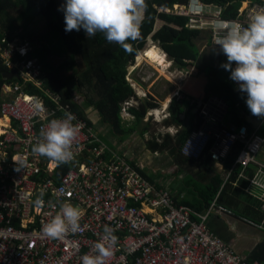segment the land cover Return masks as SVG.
<instances>
[{
  "label": "built area",
  "instance_id": "built-area-1",
  "mask_svg": "<svg viewBox=\"0 0 264 264\" xmlns=\"http://www.w3.org/2000/svg\"><path fill=\"white\" fill-rule=\"evenodd\" d=\"M163 11L188 16L187 27L209 30L211 44L219 47L214 44L217 30L246 27L249 17L264 11V5L247 2L235 18H222L220 7L209 15L178 4ZM28 46L13 39L0 48V57L8 70L18 72L23 84L38 87L41 70L30 58ZM136 69L145 68L134 66L128 72L127 80L135 89L158 76L147 72L142 81L132 80ZM22 86L16 82L1 87L6 97L0 102V119L7 123L0 125V264H82L84 254H95L94 245L102 239L106 225L115 230L117 240L105 264H264L245 261L207 226L225 184L243 186L246 191L257 187L264 211V162L258 159L264 137L249 132L245 124L225 121L224 101L214 95L188 99L202 126L190 132L180 152L196 159L206 149L221 175L214 199L201 213L178 205L168 190L157 187L124 155L110 149L69 105L59 103L57 96L49 94L53 105H48L40 95L24 92ZM175 96L178 101L187 100ZM135 101L122 103V118H132L128 109ZM65 113L74 117L72 123L79 131L71 149L74 158L60 164L71 166L63 171L48 158L32 154L31 147L49 121L65 118ZM15 157L26 161L20 171L15 170ZM38 197L44 201L39 208L35 204ZM62 202L81 209V230L62 239L47 238L41 227Z\"/></svg>",
  "mask_w": 264,
  "mask_h": 264
},
{
  "label": "trees",
  "instance_id": "trees-1",
  "mask_svg": "<svg viewBox=\"0 0 264 264\" xmlns=\"http://www.w3.org/2000/svg\"><path fill=\"white\" fill-rule=\"evenodd\" d=\"M202 1L219 4L222 12L220 14L226 18L236 16L241 2V0ZM249 1L264 5V0ZM65 2L66 0H0V48L17 38L14 35L16 33L21 43L26 42L29 45L31 49L28 54L30 58L36 60L41 70L38 87L29 82L23 84L21 78L7 80L2 77L7 69L0 57V98L6 97L1 90L3 83L18 82L23 85L24 92L40 95L45 98L48 105H53L48 95L57 96L59 103L69 105L87 126L92 127L90 119L85 114L86 104V108L89 106L97 112L100 121L110 128L116 138L123 139L136 132L137 125L143 122L148 109L159 105L153 98H138V105L128 109L133 116L132 124L128 126L127 121L120 116L122 102L131 97L136 98L133 88L126 80L127 68L134 57L147 48L148 40H151L167 54L174 68L182 70L193 67L195 70L181 89V93L189 100L205 99L208 95L216 96L225 102L230 122L237 125L245 122L244 117L254 116L246 105V93L240 92L239 85L230 79V73L218 66L219 63L226 62V56L222 51H217L216 56L209 49L200 52L199 45L205 39L208 45L207 32L189 29L186 15L163 11V8H171L173 4H185L188 0H146L148 7L140 28L141 35L137 40L129 41L131 44L129 52H125L118 44L107 42L104 35L99 32L93 37H87L83 29L66 32L64 13L59 10ZM34 17L41 18L43 30L38 35L17 32L19 25L27 27ZM207 48L213 49L209 46ZM161 55L163 53L152 45L142 57L151 61ZM48 57L62 58L63 62L53 66L46 61ZM66 71L70 73L66 74ZM73 87L86 89L87 93L84 94L86 99L83 102L75 99ZM7 98L10 99V96ZM184 103L185 101L180 103L172 98L169 102V117L158 126L181 128L175 135H170L161 134L156 127L152 134L159 137L160 141L150 142V147L158 151L167 150L176 165L187 169L203 165L204 168L210 169L206 149L201 157L196 159L187 158L180 152L189 135V131H185L181 126L183 121L180 118L184 112ZM149 124L146 123L145 127L147 128ZM190 126L191 130H194L200 128L202 124L196 116H190ZM261 131L264 132V125L261 126ZM60 166L66 171L71 165ZM140 172L144 174L143 170ZM205 172L208 178L204 185L197 188L199 198L189 202L177 201L174 197L178 205L188 206L197 212H202L209 206L219 185V179L212 170ZM147 177L151 180L149 176ZM242 187L226 184L219 192L216 202L220 203L226 198V204L221 205L228 207L234 215L260 225L264 213L251 204L253 199L242 190ZM246 260L264 261V241L246 256Z\"/></svg>",
  "mask_w": 264,
  "mask_h": 264
},
{
  "label": "clouds",
  "instance_id": "clouds-1",
  "mask_svg": "<svg viewBox=\"0 0 264 264\" xmlns=\"http://www.w3.org/2000/svg\"><path fill=\"white\" fill-rule=\"evenodd\" d=\"M244 1L245 0H241L238 10L242 7L241 3H253L249 0ZM178 5H184L186 8L191 10L195 9L201 11L206 15H209L212 11L215 12L217 7H220L221 12L220 5L204 2L202 0H188L187 3ZM147 7L146 0H66V2L61 5L59 10H62L64 13V30L66 32H71L73 30L80 31L83 29L87 37H93L99 32L104 35L107 42L118 44L125 52H129L131 51V44L129 41H135L141 35L140 28ZM221 17L226 18L223 16ZM191 30L207 31L208 45L207 39H205L202 44L199 45L200 52L206 50L208 46L216 49V51H222V53L226 56V62L221 66L230 73V79L239 85V91L246 93L245 102L251 114L261 117L262 119V117H264V11H257L253 13L249 17L246 27L226 26L223 30H217L214 35V44L219 45L220 48L211 44L209 30ZM151 45H154V43ZM149 46L150 44L146 49L140 51L128 67L131 69V67L134 66H137V68L143 66L145 69L149 70L153 68L154 71L155 69L162 71V75H159V72L157 73L155 71V73L158 74L157 78H154L153 82L149 86L143 85L142 88L151 87L160 78H165L167 76L165 74L170 72L172 69H176L173 66V62L168 59L167 55L160 48L158 49L164 54L167 66L161 67L148 63L146 58L142 57V55L145 54ZM140 58L143 60L139 63ZM233 64L235 67H233ZM189 69L193 72L195 71L193 67ZM8 71L13 70L7 69V72ZM134 71L136 72L137 69ZM18 79H20L19 74ZM14 83L16 82L10 84ZM133 91L136 98L131 97L128 100L134 99L136 101L132 106H130V108L138 105V98H153L149 95L148 91L147 95L138 94L139 89L133 88ZM176 94H180L184 98H187L181 93V88L176 90L172 98L176 99ZM182 101H185L183 106L184 109L186 106V109L189 110L188 115L190 117L193 113L191 112L189 102H187L188 98L187 100L184 99ZM169 102L161 113L160 104L156 106V108L148 109L144 120L148 122L150 119L156 125H161V123L169 117ZM179 102L181 103V101ZM38 110L39 106H37V111ZM130 116L133 119L131 114ZM182 117L183 114L180 118L183 121ZM124 118L127 117L123 115L122 119L124 120ZM226 118H228V116H226ZM73 119L74 117L70 113H65V118L50 120L47 128L41 131L40 138H38L37 142L32 145V154L46 157L57 166L62 163L70 162L74 158V153L71 150L72 145L79 131L78 128L73 125ZM181 126L183 128V123ZM160 129L164 132V134H176L178 131L177 127L174 126L166 128L162 127ZM188 131L190 134L193 130H191L190 127ZM13 161L16 163V171H20L26 164V161L22 157H15L13 158ZM151 182H153L157 187H160L153 181V179H151ZM43 203L44 201L40 197H38L35 201L38 208L41 207ZM262 212L264 213V211ZM82 216L83 213L79 207L68 202L59 203L58 211L48 222L42 225L41 232L47 238L62 239L69 232L76 233L81 230L80 220ZM114 231L115 230L113 228L107 225L104 227V235L102 239L97 241L94 245L95 254H84L81 257L82 264H105L106 259L112 254V245H114L117 240V237L113 234Z\"/></svg>",
  "mask_w": 264,
  "mask_h": 264
},
{
  "label": "crops",
  "instance_id": "crops-1",
  "mask_svg": "<svg viewBox=\"0 0 264 264\" xmlns=\"http://www.w3.org/2000/svg\"><path fill=\"white\" fill-rule=\"evenodd\" d=\"M206 50H208V49H206ZM204 52H206V51L204 50ZM206 60H208V53H207ZM152 61H148V63L150 62L151 64H154V60H152ZM221 65H222V63L218 64L219 68L220 67L223 68ZM183 70L173 69L167 73L168 75L165 78H160L158 81H156V83L152 87H146L147 91L149 92V95H151L154 99H156L159 102V104L161 106L160 113L166 108V105H168L169 100L172 98V96L174 95L176 90L179 88L182 89L183 85L194 74V72L191 69H185L184 71ZM175 73L178 74L179 76L172 77V75ZM171 78L179 79V82L178 83L172 82V81H170ZM160 80L161 81L165 80L164 83H162V84L159 83V86L165 89V92L163 93L162 96H161V94H159L157 88L152 89ZM181 80H182V82H181ZM2 99L3 98H0V101ZM45 103L47 104L46 100H45ZM162 106H163V108H162ZM187 111H188V109H186V106H185V109L183 112V117H182L183 118L182 123L185 122V118L187 116V114H186ZM85 112L91 118L90 121H91L92 127H90V128L98 135V133L94 129V125L96 124V120H98V118H99L97 112L93 111L91 108H88ZM191 116H195V115L193 114ZM244 118H245V122H243L242 125L245 124L248 127L249 132L256 131L258 135H262L264 137V132L261 131V126H263L264 124L258 123L256 120V116H252V117L246 116ZM2 120H3L4 124L7 123L6 119H0V121H2ZM225 121H230V120H229V118H225ZM145 122L146 121L143 120V122H140L139 125H142L144 128H146ZM4 124H0V125H4ZM189 124H190V118H189ZM154 125H156V124H154ZM158 126L159 125L157 124L155 127H157L159 129V132L161 134H164V132ZM146 129H148V126ZM146 129L142 130V129L138 128L136 130V132L129 134L128 136L124 137L123 139H118L114 135H112L113 138L110 140L109 145L104 140H102L101 136L98 135V137L110 149L121 152V154L124 155L129 161L133 162L134 165H136L140 171L143 170L144 174H146L145 175L146 177L149 176L161 188L168 189L171 192V194L176 198L177 201H180V200L183 201L184 200V201L193 202L195 200V198L198 197L197 188L199 186L204 185L207 181V178H208V174L205 172V170H208V171L212 170L213 173L217 174L218 179H219V185L217 188H219L221 175H220V172L218 171L217 167L213 165V162H211L209 160L210 161V164H209L210 169L204 168L203 165H197L191 169H187L181 165H176V163H174V161L172 160V158H171V156L167 150L166 151L165 150L158 151V150H154L150 147V142H153L155 140L156 141H160V140H158L159 137H156L155 134H152L154 130L148 131ZM172 132H173V130H172ZM170 135H175V134H170ZM263 148H264V146H263ZM191 159H194V158H191ZM258 159H260V161L264 162V160L260 157V155H258ZM252 169H254V168H252ZM230 184H232V183H230ZM247 185H248V182H246L244 184V187H246ZM223 187H221V189ZM242 190H244V188H242ZM244 191L246 192L247 195H249L253 199L251 204H253V206H255L260 211H263V209H262L263 204L259 201L260 192H259L258 188L257 187L248 188L249 192L246 190H244ZM215 194H216V192H215ZM213 199H214V197H213ZM225 201H226V198L221 200L220 203H217L215 201V204H214L215 210L212 211L210 213L209 217L207 218V226H208L210 231H212L224 243L230 245V247L236 251V249L234 247V245H235V240H234L235 229L232 228V224L237 225L238 222L241 221L244 225H248L250 227H259L261 230L264 231V219H263L262 223L260 225H258L254 222L240 218V217L234 215L228 207L221 205V204H226ZM218 207L221 210L218 209ZM203 211L204 210H202V212ZM236 221H238V222H236ZM262 242H258L257 244H255L250 249V252L258 244H260ZM249 253H247L245 256H242V255L241 256L244 258L245 261L251 262L249 260H246V256L249 255Z\"/></svg>",
  "mask_w": 264,
  "mask_h": 264
},
{
  "label": "rangeland",
  "instance_id": "rangeland-1",
  "mask_svg": "<svg viewBox=\"0 0 264 264\" xmlns=\"http://www.w3.org/2000/svg\"><path fill=\"white\" fill-rule=\"evenodd\" d=\"M247 1V0H245ZM244 1V2H245ZM241 5H243L241 3ZM246 5V3H245ZM244 5V6H245ZM242 6V7H244ZM40 20L41 18H33L31 20L30 23L27 24V27H21L20 25L18 26L17 28V32L18 33H23L26 35V33H33L34 35H38L43 29H42V26H41V23H40ZM204 32H207V31H204ZM17 38L16 41H20V37L15 33L14 34ZM159 48L158 44L156 42H151V40H148V45L150 44V46H152L151 44H153ZM17 44V43H15ZM12 45V44H11ZM29 47V46H28ZM29 49H31L29 47ZM215 56L217 55V51L215 49H211V48H208ZM203 57H205V54L203 55ZM35 60V59H34ZM36 61V60H35ZM46 61L50 64V65H53V66H56L60 63L63 62V59L62 58H54V57H48L46 59ZM155 61L154 60V65H155ZM153 62V61H152ZM150 63V62H149ZM173 68V66H172ZM173 70V69H172ZM128 71H131L130 67H128ZM175 71V70H174ZM67 72V71H66ZM147 72H154L155 71L153 70V68H151L150 70L147 69V70H140V71H133L131 73V79L132 80H139L142 81V78L144 76V74H147ZM70 72L68 71L66 74H69ZM159 75H162V71H160V73H158ZM166 75V74H165ZM168 75V74H167ZM174 76H179L178 74H173L172 77ZM164 77V76H163ZM154 80V77L150 80L147 81V83H143L144 86H149ZM172 82H176L178 83L179 82V79H174V78H171ZM165 80H160L152 89L154 88H157L159 94H161V96L163 95V93L165 92V89L160 87L159 86V83L162 84L164 83ZM153 86V85H152ZM151 86V87H152ZM73 95L75 97L76 100H78L79 102H83L86 97L84 96L85 93H87L86 89L84 88H81V87H73ZM138 89V88H137ZM138 94H145L147 95V89L146 88H139V92ZM89 108V106H88ZM88 108H86V104H85V109L87 110ZM85 110V111H86ZM87 118L91 119L90 116L85 113ZM128 119V120H127ZM124 120L127 121V125L130 126L132 124V122L134 121L132 118H124ZM145 121V120H144ZM151 120L149 119L148 122L150 123L148 125V129L144 128L142 125H137V128H140L142 130L146 129L148 131H153L156 127V125H154L155 123L154 122H150ZM147 121L145 123H148ZM150 126V127H149ZM94 129L95 131L98 133L99 136L102 137V140H104L108 145L110 144V140L113 138L112 135H114L112 133V131L110 130V128L106 125H104L101 121H100V118H98V120H96V124L94 125ZM1 133V132H0ZM112 133V134H111ZM117 153H121L119 151H116ZM260 157L264 160V148L263 150L260 152ZM238 222V221H236ZM232 228L235 229L234 231V240H235V249L237 251L238 254L242 255V256H245L247 253L250 252V249L255 245L257 244L258 242H262L264 241V231L261 230L259 227H250L248 225H244L241 221L238 222V224L236 225H233L232 224ZM233 247V248H234Z\"/></svg>",
  "mask_w": 264,
  "mask_h": 264
},
{
  "label": "water",
  "instance_id": "water-1",
  "mask_svg": "<svg viewBox=\"0 0 264 264\" xmlns=\"http://www.w3.org/2000/svg\"><path fill=\"white\" fill-rule=\"evenodd\" d=\"M3 78L7 79V80H11V79H18V73L17 71L13 70V71H8V72H5L3 75H2ZM187 116L185 118V122L183 123V129L185 131H188L189 128H190V124H189V110L186 112ZM256 120L258 123H260V120H261V117H258L256 116Z\"/></svg>",
  "mask_w": 264,
  "mask_h": 264
},
{
  "label": "bare ground",
  "instance_id": "bare-ground-1",
  "mask_svg": "<svg viewBox=\"0 0 264 264\" xmlns=\"http://www.w3.org/2000/svg\"><path fill=\"white\" fill-rule=\"evenodd\" d=\"M245 4V3H244ZM243 4V5H244ZM219 5V4H218ZM242 5V6H243ZM222 13V12H221ZM223 16V15H222ZM224 17V16H223ZM229 18V17H228ZM167 55V54H166ZM143 59H140L139 60V63H140V61H142ZM147 60V59H146ZM154 60H156L155 61V65H157V66H161V67H165V66H167V64L165 63L166 62V60H165V56H164V54L163 55H161L160 57H158V58H156V59H154ZM148 61V60H147ZM152 61V60H151ZM184 69V68H183ZM185 70V69H184ZM152 73H154V72H152ZM159 73H160V71H159ZM167 75V74H166ZM181 82H182V80H181ZM165 103V102H164ZM167 104V103H166ZM165 104V105H166ZM167 106V105H166ZM162 108H163V106H162ZM191 116V115H190ZM0 124H4L3 123V120L2 121H0ZM180 205V204H179Z\"/></svg>",
  "mask_w": 264,
  "mask_h": 264
}]
</instances>
